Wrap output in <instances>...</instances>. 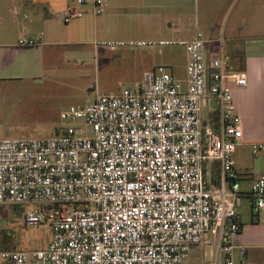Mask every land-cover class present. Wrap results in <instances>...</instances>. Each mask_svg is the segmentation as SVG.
I'll return each mask as SVG.
<instances>
[{
	"label": "built area",
	"instance_id": "2783aa9c",
	"mask_svg": "<svg viewBox=\"0 0 264 264\" xmlns=\"http://www.w3.org/2000/svg\"><path fill=\"white\" fill-rule=\"evenodd\" d=\"M104 10V0H72L62 21ZM205 43L200 32L187 40L116 42L182 46L184 82L159 66L143 72L134 89L69 106L59 118L71 124L52 137L0 138V205L35 206L25 226L50 229L44 249L2 250L0 263L183 264L192 248L210 247L208 264H239L245 248L232 241L241 230L236 202L242 197L251 211H264V172L241 190L234 153L242 132L231 86L246 79L222 39L211 58ZM205 100L215 105L208 122ZM250 150L264 155V143Z\"/></svg>",
	"mask_w": 264,
	"mask_h": 264
},
{
	"label": "crops",
	"instance_id": "0c3cea01",
	"mask_svg": "<svg viewBox=\"0 0 264 264\" xmlns=\"http://www.w3.org/2000/svg\"><path fill=\"white\" fill-rule=\"evenodd\" d=\"M129 1L127 5L123 0H104L103 14L111 8L126 10L132 24L137 23L140 17H146V20L150 17V23L156 22L157 31L168 34L194 29L195 32H191L189 38L197 32L202 33L206 41L204 52L207 58L217 55L219 39H222L223 51L229 57H235L236 52L242 54V73L246 85H232L231 94L242 132L241 145L236 150L240 148L245 155L234 160L241 190L246 192L264 172V160L260 163L256 160L255 163L246 158L247 150L251 153V143H264V0H194L192 6H188L186 0ZM71 2L0 0V81L35 84L53 74L54 67L51 68L50 61L56 58L55 50L75 45L72 43L76 36L72 23L81 19L68 24L62 21L63 12ZM155 17H158L156 21ZM169 17H174L172 21L177 23L172 28ZM132 24L124 29H131ZM134 28L137 30L140 26ZM25 39L37 42L28 46L22 44ZM238 49H241L240 52ZM212 104L205 100L202 105V113L206 111L208 121L214 114L215 105ZM247 208L243 204L237 206L241 230L232 241L245 248V256L238 258L237 262L264 264V211L256 213L248 205ZM194 249L201 250L202 264L212 261L210 247H194L191 250Z\"/></svg>",
	"mask_w": 264,
	"mask_h": 264
},
{
	"label": "rangeland",
	"instance_id": "374dc122",
	"mask_svg": "<svg viewBox=\"0 0 264 264\" xmlns=\"http://www.w3.org/2000/svg\"><path fill=\"white\" fill-rule=\"evenodd\" d=\"M123 2L128 5L130 1ZM186 2L188 6L194 4V0ZM128 13L111 8L95 19L89 13L85 14L80 21L72 23L76 33L72 43L75 45L55 50L56 58L50 61L51 68L54 67L52 75L43 77L35 84L0 81V138L52 137L57 129L71 124L59 118L60 113L69 106L91 103L96 93L110 96L119 94L125 88L134 89L140 83L143 71L159 66L164 67L176 80L184 82L187 56L182 46L137 47L118 46L115 43L160 39L177 41L188 39L195 30L190 28V31L183 30L178 34L159 32L156 22L150 23V17L147 20L140 17L137 23L132 24ZM173 18L169 17L171 21ZM131 24V29H124ZM174 24L177 23L172 21L171 28ZM135 26L140 28L135 30ZM64 52H67L65 59L62 57ZM234 67L239 69L238 60ZM207 118L206 111H203V121H208ZM236 151L234 158L245 157L240 148ZM250 154L247 150L246 158L249 161L263 162L264 155ZM211 167L208 165L207 170ZM239 204L248 209L245 198H239L236 206ZM35 208L32 205H0V251H32L47 246L50 241L48 225L27 228L23 221L25 213ZM197 249L190 250L183 264H202L201 250Z\"/></svg>",
	"mask_w": 264,
	"mask_h": 264
},
{
	"label": "trees",
	"instance_id": "16d2710c",
	"mask_svg": "<svg viewBox=\"0 0 264 264\" xmlns=\"http://www.w3.org/2000/svg\"><path fill=\"white\" fill-rule=\"evenodd\" d=\"M238 54V55H237ZM231 58V61H232V64H233V66H234V64L236 63V61L238 60V62H239V64H240V67H239V69H237V68H235L238 72H242V70H243V65H242V54H240V53H237L236 52V54H235V57L233 56V57H230ZM213 118H215V116L213 115ZM58 132H59V129H57L56 130V133H55V135L56 134H58ZM12 250H15V249H12Z\"/></svg>",
	"mask_w": 264,
	"mask_h": 264
}]
</instances>
